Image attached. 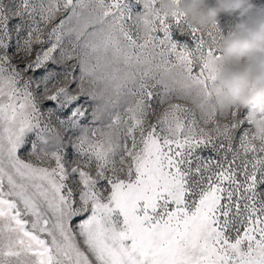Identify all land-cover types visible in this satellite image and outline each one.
Returning <instances> with one entry per match:
<instances>
[{"label": "snow or ice", "instance_id": "obj_1", "mask_svg": "<svg viewBox=\"0 0 264 264\" xmlns=\"http://www.w3.org/2000/svg\"><path fill=\"white\" fill-rule=\"evenodd\" d=\"M139 6L0 0V264H264V137L213 91L220 24L145 37Z\"/></svg>", "mask_w": 264, "mask_h": 264}, {"label": "clouds", "instance_id": "obj_2", "mask_svg": "<svg viewBox=\"0 0 264 264\" xmlns=\"http://www.w3.org/2000/svg\"><path fill=\"white\" fill-rule=\"evenodd\" d=\"M153 8L151 0H143V14L136 16L140 32L147 37L151 25L146 23L157 13L173 16L182 13L193 27L206 29L219 22L221 16L238 19L232 34L220 47L222 58L211 61L219 72L220 106L225 109H247L255 134L264 137V6L256 0H158Z\"/></svg>", "mask_w": 264, "mask_h": 264}, {"label": "rangeland", "instance_id": "obj_3", "mask_svg": "<svg viewBox=\"0 0 264 264\" xmlns=\"http://www.w3.org/2000/svg\"><path fill=\"white\" fill-rule=\"evenodd\" d=\"M256 2L260 6H264V0H256ZM137 12L142 14L143 12L142 6H139L137 8ZM238 22L239 21L236 17L227 16V15L221 16L219 20V24L225 37L233 33L235 25ZM173 39L176 43L181 45H188V46L194 45L193 38L190 34V31L187 29L186 25H182L179 28L173 29ZM243 112L245 114H249V111L247 109H245Z\"/></svg>", "mask_w": 264, "mask_h": 264}]
</instances>
